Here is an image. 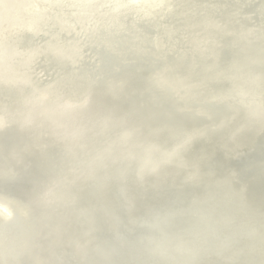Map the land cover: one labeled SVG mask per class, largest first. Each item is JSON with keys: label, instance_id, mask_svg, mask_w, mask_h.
<instances>
[{"label": "water", "instance_id": "obj_1", "mask_svg": "<svg viewBox=\"0 0 264 264\" xmlns=\"http://www.w3.org/2000/svg\"><path fill=\"white\" fill-rule=\"evenodd\" d=\"M27 1L35 3L27 9H39L37 0L22 2ZM184 2L191 7L181 8ZM54 3L61 4L66 12L46 6L43 16L38 13L35 21L41 31H29L18 23L3 30L0 24V264H164L163 260H170L165 253L175 258L185 254L182 251L190 252L185 258L189 264H218L215 254L214 261L198 251L192 252L199 235L167 218L169 208L190 217L191 222H209L200 211L186 214L179 207L185 189H199L205 183L188 176L185 150L181 153L168 141L158 144L159 137L152 130L156 128L154 117L173 114L158 106L160 96L167 94L168 107L185 99L176 90L165 91L151 79L164 74L170 80L171 75H180L177 71L186 68L173 65L180 55L163 46L155 50L168 53L171 61L167 70L157 72L162 67L144 57L151 42L162 39L174 46L200 31L205 43L220 54L212 55L211 49L195 54L198 66L206 59L214 61L213 66L219 69L216 58L220 55L228 50L239 51L234 46L241 50L242 45L248 49V43L257 46L256 42L262 47L257 51L264 59V0H53ZM51 13L68 23L71 17L79 20L98 13L107 16L102 21L104 15L91 20L84 26L83 40L64 48L68 34L62 28L56 32L47 29L43 20ZM5 18L0 11V21ZM225 32H235L240 46L231 42L234 37L223 38L228 37ZM250 33L249 41L243 42L241 38ZM32 43L41 49L34 57L26 52L34 46ZM25 60H33L32 65ZM141 60L149 71L135 68ZM198 66L188 64L190 73L197 72ZM256 67L264 69L262 65ZM20 72L27 74L37 89L27 88L18 100L15 87L26 86L11 80L8 74ZM154 72L157 73L153 75ZM230 79L227 76L207 84L211 104L215 101L212 97L221 96L215 85ZM59 88L66 95L61 93L63 98L54 105V91ZM231 99L223 97V102ZM21 108L25 111L23 117L18 116ZM45 108L47 112L42 111ZM256 108L258 112L246 109L255 119L253 122L231 114L227 125L219 127L209 122L203 131H226L233 149L223 151L239 159L250 153L245 152L246 144L263 134L264 106L256 102ZM122 112L132 119H124ZM182 114H188V110ZM37 116L48 123L37 121ZM134 121L143 125L134 129ZM110 123L116 132L109 128ZM119 131L123 137L122 133L115 135ZM135 131L139 132L137 137H133ZM129 141L144 147L139 152H129L125 143ZM236 141L239 144H234ZM95 150L103 153V161L95 156ZM184 197L195 199L192 194ZM253 237L261 235L257 231ZM55 240H60V245L51 253ZM254 251L264 257L263 250ZM217 257L225 263L232 261L231 256Z\"/></svg>", "mask_w": 264, "mask_h": 264}, {"label": "bare ground", "instance_id": "obj_2", "mask_svg": "<svg viewBox=\"0 0 264 264\" xmlns=\"http://www.w3.org/2000/svg\"><path fill=\"white\" fill-rule=\"evenodd\" d=\"M16 1H21V3L11 4L13 3L11 0H0V11L6 14L5 21H0V24H3V30L11 29L10 27L18 23V25L28 28L29 31L36 30L38 32L42 30V27L35 24V21L37 20L38 13L41 17L43 16L42 11L46 10V6L49 8L57 7L66 12L61 4H53V0H37L36 7L39 6L38 10L26 8L27 6L34 7V2ZM130 1L134 2V0ZM8 6H11L10 10L7 9ZM189 6L191 7L190 3L185 4L184 2L181 8L189 9ZM150 13L152 14L153 12L150 11ZM102 15H104L100 19L102 21L107 16L104 13L86 15L79 20L71 17L68 23L66 19L59 16L53 17L51 13L50 16H47L43 20H46L47 29L55 32L58 28L64 29L68 37L63 43V47L67 48L72 43L81 42L83 40L81 35L84 32V26ZM189 21L188 18L187 22ZM1 33L5 34V36L10 35L3 31ZM44 34H46V30ZM225 34L228 37L223 38L229 39L230 37H234L231 42L234 41L240 46L239 38L236 37L235 32H225ZM251 35L250 33L247 37L241 39L244 40L243 42H248L247 38H250ZM255 44L257 46L248 43V49L242 45L244 47L242 50L240 47L234 46L239 51L228 50L225 54L220 55L216 58L220 67L219 69L213 66L214 61L210 62L206 59L201 61L198 66L194 58L195 54L200 53L202 55L205 49H211L210 53L212 55L219 53L210 44L205 43L200 31H198L197 36L184 37L182 42L180 41L174 46L167 45L162 39L151 42L150 45L152 46L149 47L148 53L144 57L154 60L162 67L157 72L163 69L167 70V65H170L171 58L167 52L155 50L158 46H163V49L180 55L177 61L173 62V65L177 68H186L177 71L180 75H171L170 80L164 74H158L151 79L152 83L162 85L165 91L176 90L180 98L182 100L185 99V101L179 103L177 106L168 107L165 105L167 94L161 91L165 95L159 97L158 106L169 113L172 111L173 114L172 117L164 115H160L159 119L154 117V126L156 128L152 130L159 137L158 144L168 141L172 146H178L181 153L182 149L185 150L183 158L185 160V167L189 168L188 176L202 179L205 183L199 189H185L183 191L184 195L181 196L183 200L179 207L186 214L200 211L207 216L206 218L209 222H191L192 219L190 217H185L180 212H175L169 208L166 212L167 218L177 222L180 227L190 228L195 234L199 235L201 238L198 237L194 241L192 252L198 251V254L202 257H207L214 261L213 254H215L216 263L218 264H228L220 261L217 257L218 254L225 257L231 256L229 259L240 261L242 264H264V257L254 251V248L264 251V129L261 136L255 137L250 142L247 139L245 140L248 142L246 144L248 148L245 152L250 153L241 156L239 159H234L227 151H223V149H233V141L229 135L227 136L226 131L221 130L217 134L203 131L204 126L209 122L217 125L220 124L219 127L227 125L226 122L229 121L231 114L241 116L246 119V122H253L255 119L248 115L246 109L258 112L256 102L264 106V69L260 70L256 67L257 65L264 67V59L257 51L258 49H262L261 46H258L260 43L256 42ZM33 45L32 48H27L26 50L27 53H30V57H34L38 52H41L37 43ZM192 47L193 50L190 51ZM23 62L27 63V65H32L33 60H25ZM139 64L136 63L134 65L135 68L149 71L146 67L147 63L144 60H141ZM188 64L190 66H198V71L190 73ZM151 72L152 70L149 73ZM157 72L152 74L154 75ZM241 72L247 75L242 76ZM227 76L231 78L229 81H221L222 84L215 85V91L221 94V96L212 97L217 102L214 101L211 104L212 94L208 95L206 93L207 84L215 81L219 82L221 78ZM8 77L11 80H17L18 83H22V86H26L24 89H20L18 85L15 87L17 91L15 94L18 95V100L23 98L27 88L37 89V86H34V83H32L31 78L23 72L19 74L9 73ZM62 91L61 88L57 92L54 91V105L60 103V99L63 98L60 95ZM20 92L21 94H19ZM62 95L66 94L63 92ZM240 95L241 97H238ZM223 97H232V99L231 101L223 102ZM244 98L245 101L243 102ZM238 99L240 102L237 101ZM148 107H151V104ZM44 110L48 111L47 108L42 109V111ZM185 110H188V114L180 115V112ZM193 112L201 113L204 116L202 118ZM122 113L124 114V119H132L126 112ZM18 116H25V111L22 108L18 111ZM36 120L48 123L47 119L42 116H37ZM142 125V123L133 122L134 129H138ZM109 128L113 132H116V128L112 123L109 124ZM119 133H122L123 137V132L121 131L115 133V135L118 136ZM133 134L134 132L129 137H132ZM137 135H139V132L135 131V136L133 137H137ZM196 142L197 144L201 143L197 145ZM125 143L129 152H139V149L144 147L143 144L140 146L138 143L130 141ZM234 144L239 143L236 141ZM240 144L245 143L240 142ZM237 149L239 152L242 151L239 146H237ZM93 153L99 160L103 161L105 159L103 153L96 150ZM187 194H192L195 199L193 198L194 200L191 199L189 201V198L184 197ZM257 231L261 235L259 238L253 237L254 232ZM163 243L166 244L165 240H163ZM52 244L53 249L51 253H54L58 250L60 240H55ZM182 252L185 254L178 252L180 257L175 258L169 257L168 252L165 253L166 257L170 258V260H163L164 264H189L190 261L185 258L190 252ZM49 255L50 252L48 253V257ZM30 264L35 263L32 261Z\"/></svg>", "mask_w": 264, "mask_h": 264}, {"label": "snow or ice", "instance_id": "obj_3", "mask_svg": "<svg viewBox=\"0 0 264 264\" xmlns=\"http://www.w3.org/2000/svg\"><path fill=\"white\" fill-rule=\"evenodd\" d=\"M163 5H161L162 7ZM228 264H242L240 261H229Z\"/></svg>", "mask_w": 264, "mask_h": 264}]
</instances>
